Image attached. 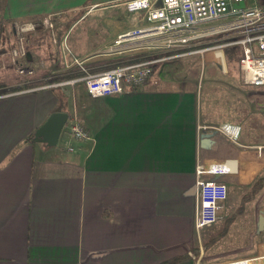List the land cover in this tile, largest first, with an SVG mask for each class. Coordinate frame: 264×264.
<instances>
[{"label":"crops","instance_id":"crops-1","mask_svg":"<svg viewBox=\"0 0 264 264\" xmlns=\"http://www.w3.org/2000/svg\"><path fill=\"white\" fill-rule=\"evenodd\" d=\"M124 1L5 0L4 8L8 18L23 20L83 8L89 16L120 4L125 8ZM255 4L260 5L258 0L246 5ZM110 25L114 35L102 38L109 42L84 56L89 71L167 55L145 48L108 52L115 36L128 28ZM254 31L263 32L264 21ZM81 35L74 40L86 41L88 33ZM242 35L237 28L195 40L176 56L154 63L142 85L118 95L92 98L80 81L56 87H46L47 80L28 88L8 84L10 89L0 92V264H159L179 255L187 257L176 264H197L189 252L202 259L208 226L195 227V167L229 159L235 169L216 178L239 191L234 199L243 211L235 207L228 215L226 198L219 219L224 217L223 223L234 216L229 232L250 203L247 222L236 230L244 241L235 245L241 255L234 258L262 255L264 230L257 222L264 215V185L243 198L264 174V90L248 89L238 61L227 62L223 51ZM50 57L47 52L42 60ZM203 58H215L230 78L212 80L216 70L210 68L211 79L200 83L196 63ZM233 65L239 78L228 73ZM69 69L51 73L60 76ZM188 72L192 80L184 78ZM59 104L68 114L63 143L35 141L34 131ZM73 117L91 138L69 135ZM226 126L238 129L236 140Z\"/></svg>","mask_w":264,"mask_h":264},{"label":"built area","instance_id":"built-area-1","mask_svg":"<svg viewBox=\"0 0 264 264\" xmlns=\"http://www.w3.org/2000/svg\"><path fill=\"white\" fill-rule=\"evenodd\" d=\"M246 0H125L127 12L141 13L140 23L119 32L111 44L108 52L131 51L145 48L155 51L168 52L167 55L156 56L152 60L130 62L117 65L101 71L90 72L81 61L74 59L76 66L84 74L78 78L65 81H55L46 87H56L62 84L82 81L87 94L92 98L118 95L126 88H136L142 85L152 73L154 63L172 58L176 52L187 47L195 40L232 29H242L243 35L234 44L241 47L238 60L239 68L245 84L251 86L264 85V31L255 33L254 28L264 21V6L252 5L238 8L234 5ZM44 23L52 28L49 19ZM32 27V26H31ZM27 26L22 30L31 28ZM22 41L12 55H27ZM255 48L259 53H255ZM206 49H201L203 52ZM15 62V59H13ZM20 73L32 74L33 69L28 66H18ZM225 132L229 138L236 140L238 129ZM69 135L82 140L89 139V130L85 129L75 117L69 120ZM235 169L233 159L221 162L197 163L195 167L197 206L195 227L202 229L216 223L220 216V209L227 198V186L216 176ZM197 264L200 256H194ZM201 254V252H200ZM264 252L259 256L240 257L228 260L214 261L206 264H261Z\"/></svg>","mask_w":264,"mask_h":264},{"label":"rangeland","instance_id":"rangeland-1","mask_svg":"<svg viewBox=\"0 0 264 264\" xmlns=\"http://www.w3.org/2000/svg\"><path fill=\"white\" fill-rule=\"evenodd\" d=\"M4 1L5 0H0V92L9 90L10 88L8 89L7 87L10 83L13 85V87L15 84H19L18 86L28 88L27 85L29 86L31 84L41 83L43 81L49 80L50 77H56L52 76L53 73L51 72L53 70L66 71L69 68L76 66L77 64L74 62V59L81 61V65H83L84 68H89V66H85V64H87V61L84 56L90 55V53L95 51L99 47V45L101 46L103 45V43L105 44L109 42L103 41L102 38H110L114 35L113 33L115 32V30H113L114 28L112 25H110V23H116L119 28H130L135 23H137L140 18L137 15L132 16L133 13H128L120 4L116 7H110L108 9L103 8L99 12L89 16L85 12L86 8H83L77 10L76 12L46 15L42 17L28 18L23 20H13L8 18L5 12ZM253 1L255 2V0H246V4H252ZM258 3L263 4V2L260 1H258ZM44 19L50 20V22L52 23V28L44 23ZM75 21L78 22V25L71 33H69V27H71V25ZM104 21L108 22L109 25H103L101 22ZM27 26L32 27L27 30H22ZM118 27L117 29H119ZM84 32L88 33V36H86V41L82 40V38L81 40H74L73 37L77 34L83 37L81 33L84 34ZM106 32L107 34H105ZM96 33H99V35H97ZM100 33L102 35H100ZM21 41L23 43L22 45L25 48V52L28 53L29 51L30 54L33 55L32 59L26 60L25 57L27 55H25L24 57H14L12 55V51L18 48ZM214 50L215 49L211 50L210 52H213ZM216 50H218V48H216ZM47 52L50 53L51 56L49 62H47L46 60H42L43 54ZM13 59H15V62ZM177 64V61H175L174 65ZM186 65H195V63L188 62ZM196 65L199 67V70H196L198 75H196L200 83L202 81L203 83L208 82L211 79L209 73L210 68H214L216 70V73L214 74L212 80L217 79L220 81H227L230 78L229 75L222 73L220 67L217 65L215 58H212L211 60L203 58V60L197 62ZM230 65L231 64H229L228 66ZM18 66H28L33 69V72L32 74L20 73L17 69ZM232 69V71H230L229 69L228 73H235V76H238L239 78L237 67L233 65ZM173 71L175 70L173 69ZM43 74L46 76L41 77L43 76ZM191 75L192 74L188 72L185 76H183L185 79L192 80L193 77ZM247 88L253 90H264V85L251 87L247 86ZM64 93L66 94V96H70L67 94V92ZM248 124L250 125V123ZM64 132L65 126H63L62 131L59 135L57 143L58 146L63 143ZM226 186L228 190L227 204L229 205V207L227 208V213L229 215L234 211L235 207H238V203L234 198L235 196L237 197L239 191L235 189H232L230 191L227 184ZM240 192H242V190H240ZM242 211L243 207L241 208V212ZM249 214L250 203H247L244 212L241 215L236 216V222L230 227V231L221 236H218L208 247V249L204 250L201 259L202 264L215 260L230 259L241 255V252L239 250H236L235 245H238L239 243L243 245L244 238L243 234L241 232H236V230L240 229L238 227L239 225H244V223L247 222L248 217L246 218V216H249ZM223 218L224 217L219 219L216 223L207 227L204 232V240L210 239L212 233L220 231Z\"/></svg>","mask_w":264,"mask_h":264},{"label":"trees","instance_id":"trees-1","mask_svg":"<svg viewBox=\"0 0 264 264\" xmlns=\"http://www.w3.org/2000/svg\"><path fill=\"white\" fill-rule=\"evenodd\" d=\"M258 1L263 2V4H264V0H258ZM263 4L260 3V5H263ZM223 51H224L225 59L227 62L238 61L239 57H240L241 47L237 44L228 45V46L224 47ZM25 59L28 60V55L25 57ZM85 66L88 67L89 64H85ZM87 69H89V68H87ZM69 70H71V71H69L66 74H62L60 76L53 77L51 80H47V81H49V83H51V82L60 81V80L67 79V78L68 79L69 78H78L84 74V72H82L80 70L79 66H74V67L70 68ZM34 86H37V84H31L29 86L27 85V87H34ZM61 96H63V95H61ZM62 98H64V96ZM54 111H64V107L61 104H59L55 107ZM263 185H264V174L257 177L253 181V183L249 186V190H248L246 196H244L243 199H249L250 197H252L256 193H258L261 190V188L263 187ZM241 207H242L241 205L238 206V209H240ZM233 218H234L233 215L226 217L222 223L220 231L212 233L210 239L204 240L202 242L204 250L208 249V247L214 242V240L218 236H221V235L226 233L227 228H228L229 224L232 222ZM186 257H187V255L175 256V257L167 259V260H165L159 264H176L177 262H179L180 260H182Z\"/></svg>","mask_w":264,"mask_h":264},{"label":"water","instance_id":"water-1","mask_svg":"<svg viewBox=\"0 0 264 264\" xmlns=\"http://www.w3.org/2000/svg\"><path fill=\"white\" fill-rule=\"evenodd\" d=\"M234 7L243 8L245 7V2L234 5ZM68 119L67 112L54 111L47 119L34 131L33 139L35 141H40L48 146H54L58 142L59 135L62 131ZM203 136L207 134L203 133ZM258 230H264V215L260 214L257 222Z\"/></svg>","mask_w":264,"mask_h":264}]
</instances>
